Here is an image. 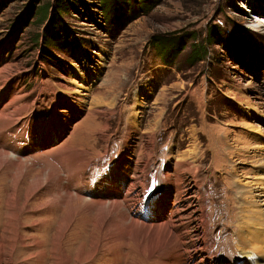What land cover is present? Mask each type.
Masks as SVG:
<instances>
[{"label":"rangeland","instance_id":"1","mask_svg":"<svg viewBox=\"0 0 264 264\" xmlns=\"http://www.w3.org/2000/svg\"><path fill=\"white\" fill-rule=\"evenodd\" d=\"M56 2L0 0V93L18 88L29 134L37 136L38 123L43 150L70 153L60 155L64 162L78 153L90 164L115 165L102 184L107 171L141 178L146 168L162 206L154 205L157 220L170 215L176 196L175 187L163 193L162 175L179 164L198 169L212 196L205 205L218 262L209 263H248L241 254L249 250L237 243L240 214L249 204L251 214L264 210V0H68L53 35L39 9ZM46 29L54 45L45 43ZM214 29L221 38L211 45ZM234 38L244 52L230 45ZM164 41L179 43L178 54ZM58 156L24 153L35 166L19 177L14 167L0 172V264H162V252L148 258L130 239L105 250L95 213L77 214L55 244L66 206L50 207L46 190L31 184L45 163L62 173L52 161ZM12 195L18 203L10 210ZM196 205L184 206L195 211L192 222ZM253 229L264 235L261 224ZM220 236L236 243L219 246ZM257 244L264 264V243Z\"/></svg>","mask_w":264,"mask_h":264},{"label":"bare ground","instance_id":"2","mask_svg":"<svg viewBox=\"0 0 264 264\" xmlns=\"http://www.w3.org/2000/svg\"><path fill=\"white\" fill-rule=\"evenodd\" d=\"M17 89V87H14L10 90L6 85L0 93V172L7 166L9 168L14 167V170L17 171L16 176L19 177L24 173L23 170L29 169V164L35 166L34 163L27 162L28 158L22 159L24 153L32 154L33 159H39L40 156L47 157V155L49 156L50 153L54 152L59 154L58 160L52 161L62 170V173L54 166L48 165L46 167L45 163L40 167L41 169L39 168L40 171L34 176L31 184L33 192L46 190L45 193L51 197L47 199V205H50V207L66 206L63 212L65 214L64 218L59 225L56 245H58V241L65 237L66 229L75 221L77 214L93 215L95 213L97 223L94 225V229L97 232L100 231L101 234L105 232L107 235L104 239L106 241L104 249L107 247L105 250L114 251L130 239L139 247L141 255L147 254L148 258L157 257L162 252V264H210L209 262L212 260L218 262L215 258L217 257L216 251H214L216 243L208 234L210 229L207 226L208 213L205 205L208 197L211 199L212 196L211 192L206 190V183L201 188L202 181L198 175V169L193 168L184 171L187 166L179 164V168L175 170L174 174L162 175L165 177L162 180L168 184V186L163 187V193H169L171 188L175 187L176 196L172 210H170V207L168 210L171 212L170 215L157 220V211H153V209L154 205H158L159 199L155 197L157 194L154 185L151 193L148 190L150 185L148 184L146 168L142 173L143 176L136 178L133 177L134 175L131 177L126 176L125 172H120L118 176H111L108 171L115 165L107 166V176L102 184L100 179H102V173L107 168L102 162L90 164L87 158L78 153L63 158L66 160L64 162L60 155L67 156L70 153L64 151L60 154L59 149L54 148L55 145L50 148L53 151L47 153L42 148L43 142L41 141L45 137L41 134L40 125L37 123L33 127L37 136H31L27 124L19 119L24 109L17 108L21 99L18 98ZM4 103H8L7 106L1 107ZM34 141H36L35 144ZM30 159L32 158L30 157ZM78 165H80V168L77 170ZM154 180L157 182V178H154ZM114 184H116V187L113 186ZM186 188L195 191L191 196H187ZM244 191H242L244 194L250 193ZM15 197V195H12L10 198V210H13L12 207L14 208V205L16 206L18 203ZM153 197L155 199H152ZM86 198H89V201ZM159 198L164 200V197ZM246 200H248V197H246ZM166 204L163 203L164 209L168 208ZM191 204L198 205L197 217L193 222L191 215L194 216L195 211L184 209V206H190ZM245 206L248 211L246 210V213H244L245 216L242 215V219L240 214V220L241 222L243 220L244 224L243 228L239 230L237 237L239 241L237 243L241 242L243 247L249 250L241 254L245 261H248L249 264H259L257 261V254H259L257 248L263 249V246L258 245L257 242L264 243V235H261V232L258 231L254 232L256 229L253 228L260 224L264 228V210L260 213L251 214L252 205ZM159 207L162 208L158 205ZM257 216L259 217L257 218ZM253 218L257 221L252 220ZM12 219L13 217L10 216L9 223ZM252 221L254 222L252 223ZM192 224L196 225L195 230L192 228ZM248 225L249 227H247ZM200 231L202 232L200 233ZM196 237L199 238L198 242ZM220 239L222 241L219 242V246L234 245L236 243V239L233 237L229 239L225 237V240H223V237L220 236ZM84 245L85 243H83ZM255 245H258V247L255 248ZM91 246L92 248L97 247V249L94 253L88 255V258H93L95 253L98 252L99 241L91 243ZM1 248L2 244H0V250ZM240 262L241 264L247 263ZM228 264H236V262L229 261Z\"/></svg>","mask_w":264,"mask_h":264},{"label":"trees","instance_id":"3","mask_svg":"<svg viewBox=\"0 0 264 264\" xmlns=\"http://www.w3.org/2000/svg\"><path fill=\"white\" fill-rule=\"evenodd\" d=\"M116 1H118V0H116ZM119 1H122V0H119ZM68 3H69L68 0H57V2L54 5H51V6L46 5V6H44V7L39 9L40 12H41L40 16L42 17V22H44V20L46 18V20L48 21L49 30H50L51 34L55 35V31L56 32L59 31L60 27L58 26L59 25L58 22H60L59 21L60 20V15H61V13L66 12V11L69 10V7H68L69 4ZM50 8H52L53 11H50ZM49 30L46 29V31H45V33H46L45 43L48 42L49 44L54 45L53 42H54L55 39H53L51 37V35L49 33ZM219 37L221 38V34L219 33L218 30L214 29L209 34V36L207 38V42L209 44H211V45L216 44V42H217ZM238 40L239 39L234 38V39H230L228 41H230V45L234 44L233 46L235 47L237 52H240V51L244 52V48H241L243 45H241L240 44L241 42H239L240 40L239 41ZM163 43L166 46L165 47L163 45L164 49H166L168 47H170V48L172 47V48L176 49L174 54H176V52L178 54V52H179L178 50L180 49L179 43H178L177 46L174 45L176 42H171L169 44V43H166L164 41ZM195 50H197V49H195ZM195 54H197V56H195V59H200V57H202V53H195Z\"/></svg>","mask_w":264,"mask_h":264}]
</instances>
